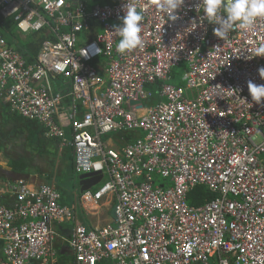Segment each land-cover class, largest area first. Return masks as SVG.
<instances>
[{
	"label": "built area",
	"instance_id": "built-area-1",
	"mask_svg": "<svg viewBox=\"0 0 264 264\" xmlns=\"http://www.w3.org/2000/svg\"><path fill=\"white\" fill-rule=\"evenodd\" d=\"M125 2L143 9V46L120 54L111 31ZM158 3L0 0L1 25L47 36L27 63L0 34V96L70 149L77 174H102L82 200H113L106 223L79 222L53 184L14 179L0 192V264H57L61 241L72 264H264V98L247 87L264 85V56H251L264 18L223 40L200 0L175 21ZM197 185L218 196L189 205Z\"/></svg>",
	"mask_w": 264,
	"mask_h": 264
},
{
	"label": "crops",
	"instance_id": "crops-1",
	"mask_svg": "<svg viewBox=\"0 0 264 264\" xmlns=\"http://www.w3.org/2000/svg\"><path fill=\"white\" fill-rule=\"evenodd\" d=\"M2 105L3 106L0 105V116L2 119L8 118V120H11L9 117L17 116L16 113L14 114L11 111L3 98ZM32 124V126H29L30 128L23 127V132H17L15 135L9 137L5 136L4 139L0 140V192L5 190L7 185L18 177H23L32 186L47 182L53 184L61 191L56 181V175L61 164H63V169L65 167V159L67 158L66 148L61 147L57 140L45 137L40 125L34 122H32ZM33 136L34 138L32 139ZM44 140L46 141V146L44 149L39 150V142H43ZM10 146H12L11 156H9V153H4L2 151L3 149L5 151V148L10 149ZM13 160H16L18 164L24 165L26 173L14 171V166L12 165ZM51 161L54 163L53 167L51 166ZM38 163L40 164L39 167H35ZM64 170L66 171V169ZM5 173L8 175L6 176ZM72 178L74 185V187H72L73 191L69 194V198L64 196L62 199L61 196V202L69 205L75 204L76 213L78 215L77 221L102 225L110 220L113 206L112 198L109 196L103 197L96 202L84 201L79 191V177L73 175ZM75 178L76 182H74ZM93 187L95 188L96 186ZM3 199L4 198L1 200ZM93 206L94 208L97 207V211L93 210ZM67 225L71 226L72 224L69 222ZM57 252V264H72L71 250L66 242H57Z\"/></svg>",
	"mask_w": 264,
	"mask_h": 264
},
{
	"label": "clouds",
	"instance_id": "clouds-1",
	"mask_svg": "<svg viewBox=\"0 0 264 264\" xmlns=\"http://www.w3.org/2000/svg\"><path fill=\"white\" fill-rule=\"evenodd\" d=\"M184 3L185 0H159L158 7L167 14V20L175 21L178 18L176 10L181 8ZM199 6L202 7L204 20L217 25L213 28V32L223 40L235 27L250 31L258 19L264 18V0H200ZM123 11L124 15L119 17L121 23L114 25L111 31L119 37L116 51L120 54L143 46L141 35V22L144 19L143 9H139L134 3L125 2ZM196 11L198 12L199 9L196 8ZM195 27L196 24L193 23L189 31ZM95 51L99 53V48H96ZM251 56H264V43L255 47ZM258 72L260 77L264 78V67L259 68ZM247 87L251 100L258 105L261 104L262 98H264V85L248 81Z\"/></svg>",
	"mask_w": 264,
	"mask_h": 264
},
{
	"label": "trees",
	"instance_id": "trees-1",
	"mask_svg": "<svg viewBox=\"0 0 264 264\" xmlns=\"http://www.w3.org/2000/svg\"><path fill=\"white\" fill-rule=\"evenodd\" d=\"M86 4L88 5V7L92 6V5H89L87 1H86ZM2 21H3V24L1 25L0 23V34L7 39L10 45L14 46L15 49L19 53L22 54V56L25 58L27 63L33 62L40 49L42 41L47 37L45 33L43 31L33 32V33L25 34L24 37L20 35L22 37L21 38V37H18L15 32L17 30H16L15 22L13 21V19H3ZM175 74L176 73L174 72V69H173L172 77H175ZM180 85H183V83L180 82ZM157 100H159V96L156 94V91L154 89L153 101L157 102ZM0 105L3 106L2 98L0 100ZM13 113L15 114V112ZM16 115L17 116L15 117H9L11 118V120L10 119L8 120V118L2 119V117L0 116V140L4 139L5 136L9 137L11 135H15L17 132H23L24 131L23 127L30 128L29 126L33 125L32 124L33 121L25 119L18 114ZM45 142H46L45 140L43 142L42 141L39 142L40 143L38 147L39 150L45 148L46 146ZM66 150L68 151V154H67V161L65 162L64 169L69 170V172L72 175L71 177H73V175L77 177L78 174L74 171V168H73V156L71 154V151L69 148H66ZM51 163H52L51 166L53 167L54 163L52 161ZM12 165L14 166V171H17L19 173H26L24 170V165L18 164L16 160H13ZM74 182H76V178L74 179ZM96 188L97 186L95 188L93 187L92 190L95 191ZM60 193L63 199L64 196L62 195L61 191ZM217 196H218L217 193L211 192L205 186L197 185L188 193L187 202L189 205L198 206L200 204H203L206 201L215 199ZM65 226H68V225L66 224Z\"/></svg>",
	"mask_w": 264,
	"mask_h": 264
},
{
	"label": "rangeland",
	"instance_id": "rangeland-1",
	"mask_svg": "<svg viewBox=\"0 0 264 264\" xmlns=\"http://www.w3.org/2000/svg\"><path fill=\"white\" fill-rule=\"evenodd\" d=\"M87 3L89 5H102L105 4L106 1L105 0H86ZM18 37L21 36H25V34H20L18 31H15ZM21 35V36H20ZM22 38V37H21ZM187 68V62L182 61L180 64L176 65L174 67V72L175 77H173V79L171 80L172 83L176 84V85H180V82H182L181 77L183 75L184 69ZM129 134H131L132 136L134 135V132L128 131ZM114 133H109L106 137H113ZM34 138V136L32 137V139ZM10 149H6L5 151L4 149L2 150L4 153H9V156H11V150H12V146H10ZM66 153L68 154V151L65 150ZM65 161H67V158L65 159ZM39 163L35 165V167H39ZM5 175L7 176L8 174L5 173ZM80 175V174H79ZM56 181L57 184L63 194V196H66L67 198H69V194H71V192L73 191L74 185H73V178L71 177V173L69 172V170L67 169L66 171L63 169V164H61L59 166L57 175H56ZM93 210L97 211V207L94 208L93 206ZM90 219V217H89ZM54 229L59 233V234H63L65 228L60 225V224H54Z\"/></svg>",
	"mask_w": 264,
	"mask_h": 264
},
{
	"label": "water",
	"instance_id": "water-1",
	"mask_svg": "<svg viewBox=\"0 0 264 264\" xmlns=\"http://www.w3.org/2000/svg\"><path fill=\"white\" fill-rule=\"evenodd\" d=\"M131 103L133 104L134 102ZM78 177H79V191L83 192L97 185L102 177V174L91 172V173L80 174Z\"/></svg>",
	"mask_w": 264,
	"mask_h": 264
}]
</instances>
